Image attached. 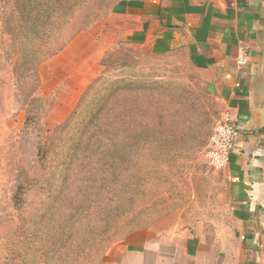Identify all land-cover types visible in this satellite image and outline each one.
<instances>
[{
  "label": "rangeland",
  "instance_id": "374dc122",
  "mask_svg": "<svg viewBox=\"0 0 264 264\" xmlns=\"http://www.w3.org/2000/svg\"><path fill=\"white\" fill-rule=\"evenodd\" d=\"M128 1L40 0L60 14L25 35L14 1L0 0V264H125L126 245L143 244L144 229L214 242L221 264L235 261L225 168L208 157L225 106L207 76L178 54L126 44L81 54L86 71L81 45L58 59L82 32L111 27ZM94 113L131 122L132 137L144 127L148 141L104 191L90 188L104 160L90 152L92 132L64 157Z\"/></svg>",
  "mask_w": 264,
  "mask_h": 264
},
{
  "label": "crops",
  "instance_id": "0c3cea01",
  "mask_svg": "<svg viewBox=\"0 0 264 264\" xmlns=\"http://www.w3.org/2000/svg\"><path fill=\"white\" fill-rule=\"evenodd\" d=\"M111 17V27L82 32L58 59L81 45L80 65L81 54L126 44L157 57L178 54L207 76L237 131L224 170L241 248L228 263L264 264V0H130ZM150 231L139 232L143 244L126 245L128 264H221L214 242Z\"/></svg>",
  "mask_w": 264,
  "mask_h": 264
},
{
  "label": "trees",
  "instance_id": "16d2710c",
  "mask_svg": "<svg viewBox=\"0 0 264 264\" xmlns=\"http://www.w3.org/2000/svg\"><path fill=\"white\" fill-rule=\"evenodd\" d=\"M13 1V8L20 10V13L22 14L21 21L24 23L21 26L18 25V33L20 34L23 31L25 35L29 33L34 35L38 32L37 23H39L40 20L43 21L46 19L47 22L55 16V13L56 15H59L61 11V7H56L54 10L50 9V12L47 13L48 10L41 8L43 4L39 2L40 0L38 2L37 0ZM39 32H45V25L39 29ZM24 34H22V36ZM62 49L63 46L58 48L53 55ZM103 103L105 105L106 100H103ZM104 105H102L100 109H103ZM100 109L98 112H100ZM132 130L133 125L131 122H125L120 125L117 122H102L99 120V116L94 113L90 116V119L87 122H83V124H81L79 132L80 138L78 139V143L77 141L74 142V144L77 143V148L70 144V148L68 149L67 154H64V157H73L74 151L80 149L79 141L83 140L86 134H90L92 132L90 140L94 143L91 144L90 152H96L97 156L104 158V160L103 164H101L102 168L98 169L102 172V176H100V180L98 181L99 183L98 185L97 183L91 185L90 188L99 187V191H104L103 189H105L106 186L107 190L108 187L119 185L120 181L118 178L129 171V165L130 162H132L133 154L140 150H144V146L148 142L146 140V129L144 127L137 132V137L135 135L134 137L131 136ZM71 162L72 161H68V164H71ZM65 165L66 164L63 166L64 169L69 171L71 165ZM68 171L65 179L58 184H65L66 179L70 175ZM107 174H109V176Z\"/></svg>",
  "mask_w": 264,
  "mask_h": 264
},
{
  "label": "built area",
  "instance_id": "2783aa9c",
  "mask_svg": "<svg viewBox=\"0 0 264 264\" xmlns=\"http://www.w3.org/2000/svg\"><path fill=\"white\" fill-rule=\"evenodd\" d=\"M243 62V58L239 57L238 64H242ZM236 136V128L228 115L225 114L215 126L209 139L208 157L214 166L224 167L227 165Z\"/></svg>",
  "mask_w": 264,
  "mask_h": 264
}]
</instances>
